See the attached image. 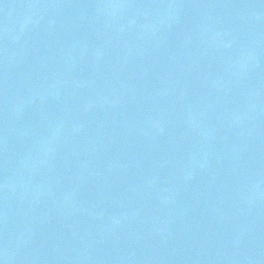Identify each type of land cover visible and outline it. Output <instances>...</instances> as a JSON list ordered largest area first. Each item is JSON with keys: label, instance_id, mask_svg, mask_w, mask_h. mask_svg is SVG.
I'll return each instance as SVG.
<instances>
[{"label": "water", "instance_id": "water-1", "mask_svg": "<svg viewBox=\"0 0 264 264\" xmlns=\"http://www.w3.org/2000/svg\"><path fill=\"white\" fill-rule=\"evenodd\" d=\"M0 264H264V0H0Z\"/></svg>", "mask_w": 264, "mask_h": 264}]
</instances>
